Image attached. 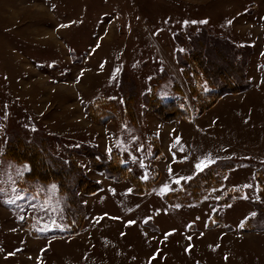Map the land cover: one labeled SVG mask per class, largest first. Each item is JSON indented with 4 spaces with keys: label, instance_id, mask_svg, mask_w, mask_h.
I'll return each mask as SVG.
<instances>
[{
    "label": "rangeland",
    "instance_id": "374dc122",
    "mask_svg": "<svg viewBox=\"0 0 264 264\" xmlns=\"http://www.w3.org/2000/svg\"><path fill=\"white\" fill-rule=\"evenodd\" d=\"M215 2L0 0V264H264V200L247 225L262 231L227 233L205 226L221 223L222 212L224 224L237 228L252 212L256 182L244 154H234L235 166L227 172L231 164L219 161L213 169H223L220 181L205 189L201 182L196 198L183 187L182 178L197 163L217 157L216 135L246 137L254 126L264 142V88H257V80L251 90L247 78H258L256 59L249 46L214 34L219 20L202 18L211 15ZM241 13L231 22L242 24ZM261 55L256 52L257 59ZM246 81L241 91L250 90L228 99L229 110L186 123L201 132L214 126L212 135L178 133L170 158H160V146L168 154L166 139L180 127L161 118L171 105L160 101L172 98L175 113L198 116L217 93ZM160 138L165 141L157 144ZM24 143L42 148L43 159L32 156L44 180L25 176L30 164L21 151ZM89 146L113 154L141 187L157 177L135 193L128 179L115 180L92 167ZM247 149L255 148H239ZM71 162L76 166L68 171ZM48 171H57L65 190ZM87 178L101 188L86 192ZM258 182L264 191V172ZM169 191L189 199L170 203L164 198ZM227 193L233 197L220 201ZM75 219L82 230L69 233L74 222L68 221Z\"/></svg>",
    "mask_w": 264,
    "mask_h": 264
},
{
    "label": "crops",
    "instance_id": "0c3cea01",
    "mask_svg": "<svg viewBox=\"0 0 264 264\" xmlns=\"http://www.w3.org/2000/svg\"><path fill=\"white\" fill-rule=\"evenodd\" d=\"M200 1L202 3H204L208 0H200ZM213 6H214L213 11L209 10L211 15H209L208 17H205V16H203V17L201 16V17L204 19H206V18L210 19L211 18L213 20H219V26H217V24L214 23V27H218L217 29L216 28L214 29V34L222 35L223 37H226L228 40L233 41L238 45H241V46L247 45L251 48V50H252L251 55L254 56V58L256 59L254 65H255V69L258 73V78H256V80H255L254 76L248 75L247 78L251 82L250 89L252 90V88H253L252 82L257 81V80L260 83V84H258L257 88L258 87H260L259 89H262V87L264 88V78H262V75L264 73L263 72L264 71V57H262V55H261V58L257 59V57H256V52H259L261 50H262V52H264V44H263L264 40L262 37V36H264V0H250L249 2H247L246 5L242 6L241 8L233 6L232 0H231V2H229V1L227 2L226 0H223V1L218 0V2H215V4H213ZM209 8L212 9V7H209ZM238 10L240 12H242L241 15H242L243 23L238 24L237 21L227 23V20L231 21V20L235 19L234 15L236 14V11H238ZM202 11L205 12L206 10H202ZM202 11H200V12H202ZM206 12L208 13V11H206ZM214 22H217V21H214ZM249 90L222 94L210 108H208L207 110H205L203 113L199 114L198 116L194 115V116L188 117V118L174 119V120H170V121L165 122L168 124H171L173 122H177V124H179L180 127L176 126L175 128L177 130L175 131V133L171 134V136L168 135V138L166 139V141L168 140L171 143L170 144L171 146L168 149L169 150L168 154H167V152H165V150L161 151V146H160L161 144L159 145L160 146V152H161L160 158H163V159L167 158V160L170 158V149H172V148L175 149L177 146V144L175 142L179 141L177 139L178 133L183 134V137L186 135L188 138H193V137L197 138L201 135V133H203L207 137L212 135V133H213L212 128L214 126H204L205 128L203 130L205 132H201L200 130H197V128L192 129V126H187L186 123H190L191 121H197L198 122L201 119H203L204 117H206V116H204L205 114L213 113V110H217V112L219 110H225V109L229 110V106H228V108H226V104H227L226 101L228 99L236 97V95H241L242 93H246ZM252 92H250V95ZM171 99H169V100H171ZM163 100L166 101V99H163ZM260 110L262 111V109H260ZM260 110H259V112H261ZM254 112H258V111L256 110ZM212 117H213V114H212ZM171 127L173 128L174 126H170L169 128L167 127V130L170 131ZM225 127H228V126H225ZM253 128H254V126H251V128H249L248 130H246L244 132V135H246V137L235 136V135L230 134V132H224V133H221L220 135H216L215 141L212 142V146L215 148V150H217L216 151L217 157L212 158V160L215 161L214 163H218L219 161H223V162H228L229 164H231L230 167L228 169H226V172L235 166V161H234L235 159H233L234 154H237V155L244 154V156H242V158L244 159V162L246 163L247 169L249 171H251L250 175L253 177V179H255V182H256V197L250 198L249 199L250 202H253L254 200L258 199V188H259V186H258L257 180H258V177H260V173L264 172V142H263V139L259 138V136H261L263 134H255V129L253 130ZM183 137L180 140L181 142H184L185 138H183ZM163 139L164 138H160V142L157 139L155 141H157V144H159V143H161V141H162V143H163V141H165ZM242 147H247V148L253 147L255 149H251V150L247 149L245 151L239 150V148H242ZM234 148H238V151L244 152V153H236V150ZM214 163H212V164H214ZM155 165L158 168V165L156 162H155ZM198 172L199 171H197V169H196V171L192 175H190L189 177L194 176ZM226 172H225V174H226ZM241 190H242L241 188L236 189V193H237L236 195H238L239 193L241 194ZM232 197H230L225 203H227ZM225 203H223V204H225ZM252 205H253L252 212L249 215H247L238 225H236V226H238L237 228H234L232 226V224H230V223L224 224L222 212H221V221H220L221 223H216L215 225H212V226H209L208 223H206L205 226L207 229L214 228V227H220L221 230H223L227 233H230V232L235 233L236 231L238 233L262 231V230H242L241 229L244 221L249 216L254 214V212H255L254 211L255 210L254 204H252Z\"/></svg>",
    "mask_w": 264,
    "mask_h": 264
},
{
    "label": "trees",
    "instance_id": "16d2710c",
    "mask_svg": "<svg viewBox=\"0 0 264 264\" xmlns=\"http://www.w3.org/2000/svg\"><path fill=\"white\" fill-rule=\"evenodd\" d=\"M242 74H243V78L245 79L244 72ZM247 86H248V82L243 87H241L239 89H228V90H224L223 92L217 93L215 96H213V98L211 99L209 104L206 105L199 113L203 112L205 109H207L209 106H211L222 94L238 92V91H241V90L245 89ZM160 103H161L162 106L171 105L170 107L169 106L167 107L171 111V113H169V115H164V116L162 115L163 117L159 113L160 110H158V108H156L155 105H152V108H154L155 111L160 114L161 118L166 119L168 121L174 120V119H177V118H180V117L188 118V117L181 116L180 112L176 111V113H175L174 107L176 109V106L173 104V99L168 100V102H161L160 101ZM125 106L129 110L127 104ZM177 107L179 108V106H177ZM126 108H125V110L127 111ZM129 114L131 116V119H133L134 118L133 111L131 113L130 110H129ZM132 121H134V120H132ZM21 147H23L22 148L23 150H21V151L26 153L24 155V160H26L30 164V169L27 172H25V176L27 178H30V179L33 178V177H37L40 180H44L45 179L44 178L45 172L41 171V169H36L37 172H35V169H34V163L35 162H34V157L32 156V154H38V155H40V158L43 159V154H41L39 152V151H43L42 148L39 147L41 149L40 150L36 146L35 147L34 146L32 147L31 145L27 146L25 143H24V145H21ZM89 148L92 151H94V152H92L93 154H91V155L89 153H86V155L89 158L90 163L92 164V167L97 168V169H105V172L109 175V177H111V178L115 177L114 178L115 180H122L124 178L128 179V181L133 186L132 187L133 188L132 191H134L135 193H143L144 191H146L149 188V186L152 184V182L155 180V178L157 177V175H155L152 179L147 181L144 184L143 187H141L140 184H139L140 183V179L137 177V175H134V174L130 173L129 171H127L125 165L123 163L119 162L118 159H115V156L113 154L110 153V155L104 156V155L98 153V151L93 146H89ZM17 151H18V149H17ZM10 155L12 156V158H16V159L19 157V155H14L11 152H10ZM44 157H45V155H44ZM93 160L96 161V164H94ZM39 164H40V167H43V168H46L47 170H50L49 169L50 167H48V165L46 163H44L43 161H40ZM69 165L70 166H69L68 171H70V170L73 171L72 168L75 169L76 165L73 162H71V164H69ZM216 165H217V163L211 164L208 167H206L205 169H203L202 171H199L198 173H196L194 176L190 177L191 179L185 180V184L183 185V187H184V189L187 188V189L190 190V194H189L190 195V197H189L190 199L191 198H196L198 195L202 194L203 191H201V192L198 191V188L200 187L198 185L201 182H204V184L202 185V188L205 189L206 187L210 186L211 184H214V182L217 183V182L220 181V178L222 177V170L223 169L221 168L222 170L219 169L218 171H215L213 168H215ZM48 173L50 174L51 179H54V180H56L58 182V185H59L58 187L60 188V190H65L64 188L61 187L64 184V182H63L62 179H60V175L57 173V171H52V173L48 171ZM113 174H115V176ZM259 178L260 177H258V179ZM208 180L209 181H213V182L212 183H207ZM84 182L86 183V185H89L88 186L89 189H85L86 192H94V191H97L100 188V185L96 181H92V180L87 178V179L84 180ZM182 182H184V181H182ZM181 184H183V183H181ZM263 192L264 191H262L261 188H258V199L253 201L254 206H256L255 210H258V212L256 214H258L262 210L261 207H257V206H258L259 200H264V197H263L264 193ZM230 197H231V193H227V195L220 201L224 202V201L228 200ZM164 198L166 199V201H168L170 203H172L173 200H175V199L176 200H180V201L189 199V198H182L178 194V192H174V191H169L166 194H164ZM68 204L71 207L72 204L71 203H68ZM254 215L255 214L249 216L244 221V223H243V225L241 227L242 230H255V228H250V227L247 226L248 222L250 221L251 218H253ZM81 216L83 218V212L81 213ZM70 222H74V224L72 225ZM80 222H78V220H76V219L73 220V221H68V223H70L72 225L69 233H76L78 231H81L82 230V226H81Z\"/></svg>",
    "mask_w": 264,
    "mask_h": 264
},
{
    "label": "snow or ice",
    "instance_id": "6c2138e0",
    "mask_svg": "<svg viewBox=\"0 0 264 264\" xmlns=\"http://www.w3.org/2000/svg\"><path fill=\"white\" fill-rule=\"evenodd\" d=\"M187 23V22H185ZM193 23H196L195 21H193ZM199 23H207V21H200ZM229 23H231V21H229ZM215 161L211 159V157H206L205 160L201 161L200 163H197L195 165L197 171H202L205 167H208L210 164L214 163ZM146 178V177H145ZM182 179H191L190 177H185V178H182ZM180 181L179 180H176L175 183H179ZM164 190H167V186H165V189ZM14 201H9V203H13Z\"/></svg>",
    "mask_w": 264,
    "mask_h": 264
}]
</instances>
